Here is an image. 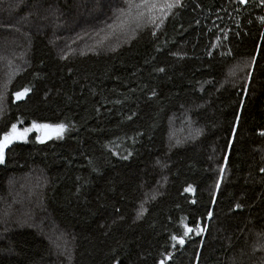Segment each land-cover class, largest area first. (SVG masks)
<instances>
[{"label":"trees","instance_id":"1","mask_svg":"<svg viewBox=\"0 0 264 264\" xmlns=\"http://www.w3.org/2000/svg\"><path fill=\"white\" fill-rule=\"evenodd\" d=\"M121 2L0 0V134L68 126L6 151L0 213L9 182H46L42 230L4 220L0 264H264V4L181 0L126 42Z\"/></svg>","mask_w":264,"mask_h":264},{"label":"rangeland","instance_id":"2","mask_svg":"<svg viewBox=\"0 0 264 264\" xmlns=\"http://www.w3.org/2000/svg\"><path fill=\"white\" fill-rule=\"evenodd\" d=\"M122 3L123 2L118 3L116 5V8L120 7ZM172 11L173 10H171L162 19H157L155 23H151L148 21H142L139 26H136L133 24V25L121 28L118 26V22L114 21V19H112L111 22L114 24V26H116L117 31L121 33L120 36H122L126 42H130L141 31L146 30V31H150L151 33H155L156 31L163 28L167 16H169ZM90 22H92V20H89V23ZM98 24L101 29L106 30L107 20L99 21ZM193 130L195 132V129ZM194 134L188 133L185 135V137H182L183 134L181 136L178 133V139L175 141H172L171 142L172 145L170 143L169 147L173 149L175 147H179V146H183L187 144L194 138ZM53 139H58V138L54 137ZM42 181L46 182L41 172L39 170H33L31 173H28L27 175L23 176V178H21L20 180L11 181L8 183L7 191L5 193L6 194L5 198L1 201L4 204H6L8 211L10 213L7 210H5L4 213H0V235L2 233L1 231L5 232L7 229V228L5 229L2 227V223L4 220L9 221L10 224L12 223L21 224L22 226H25V227H37L38 229L42 230L41 225L43 224V221L40 218L37 222H33L36 217H34L33 213L31 212V209H33L34 207L39 209V203H40L39 198H41V194H42V190H41ZM16 205L23 206L24 209L21 211L20 210L18 211L17 209H15ZM0 207H2L1 202H0ZM46 221L50 223L49 220H46ZM50 224L48 227H46V230L48 231H46L45 233H47V236L49 240L52 242L53 246L56 244L57 247H59V244L62 241L61 237L65 239L66 234L62 230L58 229L54 224H51V226ZM62 242L66 243L64 240ZM57 252H60V251H57Z\"/></svg>","mask_w":264,"mask_h":264},{"label":"snow or ice","instance_id":"3","mask_svg":"<svg viewBox=\"0 0 264 264\" xmlns=\"http://www.w3.org/2000/svg\"><path fill=\"white\" fill-rule=\"evenodd\" d=\"M244 3V0H240ZM261 4H264V0H261ZM181 6V0H123L120 7L113 9V19L118 22V26L123 28L130 25L139 26L142 21H148L155 23L157 19H162L172 9ZM264 20V17L261 18ZM107 27L112 28L113 25L109 24ZM163 71V69H160ZM30 88L25 87L22 91L14 93L17 100L23 99L29 92ZM2 99V97H0ZM68 126L63 123H37L33 121L30 126L19 128L16 123L11 124V127L0 134V165L6 161V151L10 150V146L16 142H26L30 133H38L35 137L39 143H44L46 140L55 138H63L64 133L67 131ZM235 132V128H233ZM264 135V133H261ZM125 156L123 159H127ZM264 171V169H261ZM223 168L221 169V173ZM217 188H219V181H217ZM187 190V189H186ZM240 205H237L239 208ZM195 228L185 226V235L189 232L195 231ZM202 231V229H201ZM199 234V233H198ZM173 239H177L175 236ZM178 243L183 245V238L178 240ZM161 264H164L161 261Z\"/></svg>","mask_w":264,"mask_h":264}]
</instances>
